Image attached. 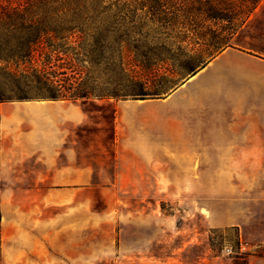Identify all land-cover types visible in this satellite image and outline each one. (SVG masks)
<instances>
[{
  "label": "rangeland",
  "instance_id": "rangeland-1",
  "mask_svg": "<svg viewBox=\"0 0 264 264\" xmlns=\"http://www.w3.org/2000/svg\"><path fill=\"white\" fill-rule=\"evenodd\" d=\"M128 23L123 29V80L117 86L128 93L126 99L111 98L108 105L95 101L90 106L93 122L81 127L64 124L60 132L65 139L78 142L74 147L66 146L63 156H81L94 167L92 172L65 170L61 176L55 165L47 171L40 169L36 162L40 154V112L17 105L41 99L0 103V217L61 219L64 249L78 255L75 264H264V205L247 211L249 218L243 227L215 226L214 197L209 200L211 211H199L191 208L194 203L185 201L183 194L167 192L166 146L155 152L161 169L149 171L157 176L151 192H143L134 178L113 175L114 106L120 100H137L129 95L137 89L130 81L151 79L148 87L164 91L150 99L163 100L194 71L205 68L229 42V33L223 27L226 23L220 21L207 22L206 34L195 47L180 45L173 33H167L169 30L155 27L147 31L144 20H139L137 29ZM191 48L196 52L188 54ZM60 64L65 70L66 62ZM81 69L79 83L87 82L93 89L89 97L109 98L100 94L116 89L112 79L118 74H111L110 63L102 58L98 64L83 63ZM53 70L59 71L57 67L49 71ZM66 72L79 76L71 69ZM126 127L129 137L124 142L128 144L135 140L140 127L135 122ZM48 156H55L54 146L48 147ZM17 158L21 161L15 165ZM83 173L93 175L78 176Z\"/></svg>",
  "mask_w": 264,
  "mask_h": 264
},
{
  "label": "crops",
  "instance_id": "crops-1",
  "mask_svg": "<svg viewBox=\"0 0 264 264\" xmlns=\"http://www.w3.org/2000/svg\"><path fill=\"white\" fill-rule=\"evenodd\" d=\"M191 78L163 100L118 101L112 122L113 175L134 178L143 192H151L157 176L149 171L161 169L155 152L166 146L167 192L183 194L199 211H211L214 197L215 226L243 227L247 211L264 205V0L229 45ZM110 100L18 103L40 112V169L55 165L61 176L65 170L92 172L94 167L81 156H63L66 146L78 142L60 132L64 124H90L95 101L108 105ZM132 122L140 132L125 144L126 124ZM49 146L55 147V156H48ZM20 161L14 159L15 165ZM63 236L64 223L58 218L0 217V264H75L78 255L64 249Z\"/></svg>",
  "mask_w": 264,
  "mask_h": 264
},
{
  "label": "trees",
  "instance_id": "trees-1",
  "mask_svg": "<svg viewBox=\"0 0 264 264\" xmlns=\"http://www.w3.org/2000/svg\"><path fill=\"white\" fill-rule=\"evenodd\" d=\"M261 1L0 0V103L31 98H88L93 89L87 82L79 83L81 65L98 64L102 58L118 78L112 79L116 89L100 96L126 99L128 93L117 86L123 80V29L127 22L135 29L139 20H144L147 31L155 27L169 30L168 34L173 33L174 39L187 47H195L203 40L208 21L225 22L229 42L223 49ZM209 33L215 36L211 30ZM193 52L196 51L191 48L187 53ZM62 60L66 62L65 70ZM56 67L60 72L49 71ZM68 69L79 76L67 75ZM58 76L63 79H56ZM148 82L152 80L132 79L130 83L137 89L129 95L145 100L164 91L152 90Z\"/></svg>",
  "mask_w": 264,
  "mask_h": 264
},
{
  "label": "bare ground",
  "instance_id": "bare-ground-1",
  "mask_svg": "<svg viewBox=\"0 0 264 264\" xmlns=\"http://www.w3.org/2000/svg\"><path fill=\"white\" fill-rule=\"evenodd\" d=\"M194 75H195V74H194ZM194 75H193V76H194ZM193 76H190L189 78H191V77L193 78ZM189 78H188V79H189ZM192 78H191V79H192Z\"/></svg>",
  "mask_w": 264,
  "mask_h": 264
}]
</instances>
